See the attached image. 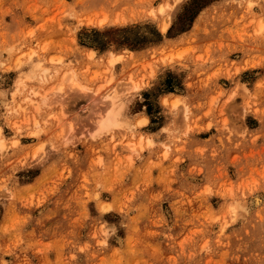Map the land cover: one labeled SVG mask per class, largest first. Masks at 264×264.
<instances>
[{"label":"rangeland","instance_id":"obj_1","mask_svg":"<svg viewBox=\"0 0 264 264\" xmlns=\"http://www.w3.org/2000/svg\"><path fill=\"white\" fill-rule=\"evenodd\" d=\"M1 139L0 264H264V0H0Z\"/></svg>","mask_w":264,"mask_h":264},{"label":"bare ground","instance_id":"obj_2","mask_svg":"<svg viewBox=\"0 0 264 264\" xmlns=\"http://www.w3.org/2000/svg\"><path fill=\"white\" fill-rule=\"evenodd\" d=\"M170 6V4H169ZM167 7V6H165ZM160 11L163 12L165 11L164 6L160 7ZM171 22V16L169 15L167 18H165L161 24H160V29L164 32L168 29L170 26ZM32 56L33 53H30ZM117 59L114 58V53L111 52V58L110 62L113 64ZM67 73V72H66ZM68 74V73H67ZM66 75V74H65ZM72 84L78 85V82L76 81L75 78V72L71 71L69 78H68ZM140 88V85H138L136 82H131L130 84H126V87L124 89H118L114 88L111 92H109L106 97L110 100V110L108 112V118L107 120L104 121L105 126H112V125H122L125 124V115L124 112L127 108L128 102L131 99V96L128 95L129 92H135ZM33 90V89H32ZM34 91V90H33ZM179 99V97H176V101ZM147 121V118H142L139 122L144 123ZM0 146H4V141L3 139L0 140ZM43 146V145H42ZM254 200V199H253ZM259 198L258 196L255 198L256 204L258 203ZM232 212H235L234 206L231 209Z\"/></svg>","mask_w":264,"mask_h":264}]
</instances>
